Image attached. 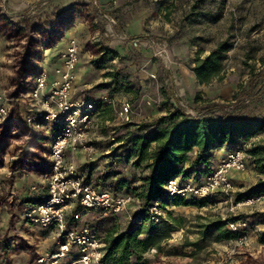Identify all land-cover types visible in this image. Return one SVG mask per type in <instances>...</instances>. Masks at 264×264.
I'll return each mask as SVG.
<instances>
[{
	"label": "rangeland",
	"instance_id": "rangeland-1",
	"mask_svg": "<svg viewBox=\"0 0 264 264\" xmlns=\"http://www.w3.org/2000/svg\"><path fill=\"white\" fill-rule=\"evenodd\" d=\"M63 11L67 12L58 17ZM0 14L15 27L24 28L22 18L33 24L38 41L34 73L41 68L52 70L69 40L75 38L80 45L75 97L113 101V105L102 106L96 116L92 131L95 152L84 154L79 163L83 174L89 166L92 183L107 175L104 185L136 199L126 214H89L87 222L106 238L123 232L130 225L129 217L142 208V179L149 173L144 166H134V160L128 161L121 151L113 153L128 124L155 120L175 107L196 113L204 106H226L222 114L264 119V95L243 102L237 113H229L240 103L237 94L249 89L253 74L264 68V0H0ZM226 39L234 48L228 53L224 71L211 83L199 84L192 72L196 60ZM22 46V41L0 32V102L10 104L11 113L18 116L24 111L23 95L32 84L29 81L19 92L14 89ZM114 73L119 74L117 82L109 75ZM122 103L132 107L128 122L119 119ZM17 136L4 146L0 167V264H35L37 254L52 245L53 236L25 226L22 214L33 197L40 201L46 193L44 158L51 140L24 131ZM236 147L247 152L249 167L234 177L235 197L264 181L249 154L264 148V130L247 142L239 140L215 150L210 166L198 167L187 179L201 182L227 156L216 152ZM32 186H37L38 192L32 191ZM207 200L205 207L165 202L171 218L181 226L162 243L160 260L167 264H241L253 257L257 264H264V203L233 213L222 195ZM218 218L242 219L248 228L236 239L218 240L217 231L204 228ZM190 242H197L198 248L187 247ZM156 256L146 253L144 259L154 262Z\"/></svg>",
	"mask_w": 264,
	"mask_h": 264
},
{
	"label": "built area",
	"instance_id": "built-area-1",
	"mask_svg": "<svg viewBox=\"0 0 264 264\" xmlns=\"http://www.w3.org/2000/svg\"><path fill=\"white\" fill-rule=\"evenodd\" d=\"M80 62V45L69 40L60 55V64L53 72L41 68L23 95L24 111L21 116L11 113L10 104L0 102V125L12 124V134L20 131L51 137L46 161V193L42 200L33 197L23 210L25 226L49 232L53 243L39 252L35 264H119L116 257L108 256V243L96 226L87 222L90 213L103 215L126 214L136 201L131 194L87 182L75 157L82 151L90 156L95 152L93 129L102 106L113 105L112 100L95 102L76 98L74 87ZM119 119L130 121L133 114L129 103H122ZM187 114L195 115L194 112ZM247 152L236 147L201 182L175 177L164 186L166 198L206 199L220 194L236 213L242 208L264 203V195L238 201L233 174L248 170ZM38 192L37 186L31 187ZM142 210V212H140ZM168 217L162 199L152 201L145 209L129 217V223L146 226L159 224ZM232 232L248 228L245 220L226 221ZM148 254H158L153 247ZM126 264H131L128 262Z\"/></svg>",
	"mask_w": 264,
	"mask_h": 264
},
{
	"label": "trees",
	"instance_id": "trees-1",
	"mask_svg": "<svg viewBox=\"0 0 264 264\" xmlns=\"http://www.w3.org/2000/svg\"><path fill=\"white\" fill-rule=\"evenodd\" d=\"M66 12L63 11L58 14V17L63 16ZM22 24L24 28L15 27L0 14V32L6 33L8 39L23 42L24 51L17 60L13 79L16 92L28 87V84L32 83L37 74V72L34 73L32 63L38 50V41L34 35L35 30H33L31 21L26 18H22ZM50 36L51 31L47 34V37ZM139 38L134 37L132 39ZM233 48L234 44L226 39L220 42L206 57H199L196 60L192 72L199 84H209L220 77L225 69L228 53ZM165 71L170 74L167 70ZM109 75L112 76L114 82H117L119 74ZM173 83L171 80L170 90H173ZM263 95L264 68L253 74L249 89L242 90L237 94L236 100H240V103L229 110V113H237L243 102ZM229 107L231 108L233 105ZM225 108L226 106H204L198 108L195 115H190L175 107L166 116H161L152 121L127 125V132L118 140V146L113 153L121 151L122 156L128 161L134 160V166H144L149 171L148 175L142 179L141 209L147 208L152 201L159 199H162L163 207H166L165 202L167 200L171 201L174 206H207L208 198L192 199L190 202L180 197L168 199L164 186L175 177L189 178L198 167H209L214 158L215 150L225 145L232 146L239 140L247 142L264 130V119H245L240 113L232 117L228 114H222ZM15 111L17 110L14 109ZM13 128L12 124L0 125V167L4 161V146L9 145L10 141L18 139V136L12 134ZM34 136L39 137L38 135ZM44 139L51 140V137L45 136ZM249 154L255 160L261 173L264 174V148H255ZM44 159L46 161V158ZM47 168L48 163L46 161V171ZM91 175L88 166V172L85 174L87 182H91ZM106 177L108 176L99 177L96 184L111 188L103 184ZM259 195H264V181L262 180L256 186L238 194L237 200ZM171 217L168 213L167 219L159 224L150 223L146 226L130 224L123 232L109 235L106 238L108 256L110 258L115 256L119 264L131 262L132 257H135L136 261L131 262V264H167L160 260L158 254L154 262L144 259V255L153 247L160 251L162 243L169 240L181 226L178 220ZM235 220L237 218H230L226 221ZM226 221L218 218L204 228L208 231H217L218 240L236 239L240 232L229 230ZM186 246L198 248L197 242L187 243ZM257 263L259 261L253 257H247L245 261L241 262V264Z\"/></svg>",
	"mask_w": 264,
	"mask_h": 264
},
{
	"label": "crops",
	"instance_id": "crops-1",
	"mask_svg": "<svg viewBox=\"0 0 264 264\" xmlns=\"http://www.w3.org/2000/svg\"><path fill=\"white\" fill-rule=\"evenodd\" d=\"M60 64V60H58V62H57V65H55L53 68H52V70H50L51 72H53V70L58 66ZM76 87V86H75ZM75 87H74V89H75ZM97 140H98V138H97ZM224 150H225V152H224ZM230 152V150H228V149H223V150H221V151H217L216 153H220V155H228V153ZM77 161H78V164L81 162V160L80 159H82V157H84V153L81 151L77 156ZM85 161V160H84ZM80 165V164H79ZM235 175L236 174H233V177H235Z\"/></svg>",
	"mask_w": 264,
	"mask_h": 264
}]
</instances>
